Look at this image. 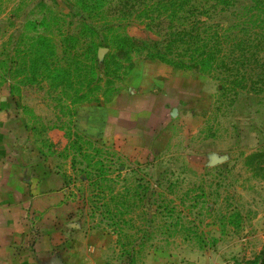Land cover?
<instances>
[{"label": "rangeland", "instance_id": "374dc122", "mask_svg": "<svg viewBox=\"0 0 264 264\" xmlns=\"http://www.w3.org/2000/svg\"><path fill=\"white\" fill-rule=\"evenodd\" d=\"M0 163L69 264H264V0H0Z\"/></svg>", "mask_w": 264, "mask_h": 264}, {"label": "crops", "instance_id": "0c3cea01", "mask_svg": "<svg viewBox=\"0 0 264 264\" xmlns=\"http://www.w3.org/2000/svg\"><path fill=\"white\" fill-rule=\"evenodd\" d=\"M1 164L0 264H69L65 261L67 257L53 253L60 239L53 240L47 224L53 217L57 223H62L61 215L68 211L63 193L58 192L60 188L50 193L45 190L44 182L23 183L19 169L5 168ZM16 171L17 180L8 182ZM33 218L36 225L31 221ZM74 257V264H82L81 256Z\"/></svg>", "mask_w": 264, "mask_h": 264}, {"label": "trees", "instance_id": "16d2710c", "mask_svg": "<svg viewBox=\"0 0 264 264\" xmlns=\"http://www.w3.org/2000/svg\"><path fill=\"white\" fill-rule=\"evenodd\" d=\"M133 40H134V38H132V37H131V38H130V37H126V42H128V43H127L128 45H131V46L134 45V41H133ZM110 84H112V83H111V82H108V85H110ZM111 91H113V90H111ZM110 93H111V92H110ZM105 95H106V93L103 94V96H105ZM76 103H77V102H76ZM81 137H82V136H81ZM89 143L93 144V145H92L93 147H98V149L96 148V149L98 150V152H99L100 150H101V152H102V151L105 149L104 147H100L98 143H93V142H89ZM107 150H108V149H107ZM97 163H98V162H97ZM90 164H91V163H90ZM95 165L100 166V167H101V166H104V164H102L101 162H99L98 164L95 163Z\"/></svg>", "mask_w": 264, "mask_h": 264}]
</instances>
